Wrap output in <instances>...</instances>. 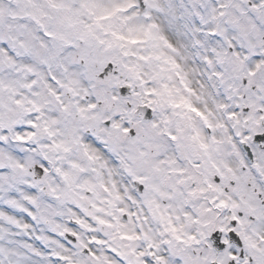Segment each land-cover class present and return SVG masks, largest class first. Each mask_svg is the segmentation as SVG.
Here are the masks:
<instances>
[{"label": "snow or ice", "instance_id": "1", "mask_svg": "<svg viewBox=\"0 0 264 264\" xmlns=\"http://www.w3.org/2000/svg\"><path fill=\"white\" fill-rule=\"evenodd\" d=\"M0 264H264V0H0Z\"/></svg>", "mask_w": 264, "mask_h": 264}]
</instances>
